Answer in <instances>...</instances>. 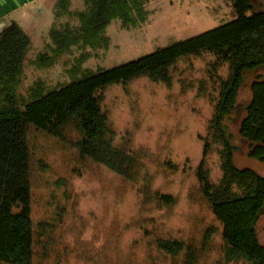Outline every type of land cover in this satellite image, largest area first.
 I'll return each mask as SVG.
<instances>
[{"label":"rangeland","instance_id":"obj_1","mask_svg":"<svg viewBox=\"0 0 264 264\" xmlns=\"http://www.w3.org/2000/svg\"><path fill=\"white\" fill-rule=\"evenodd\" d=\"M125 2L127 23L115 17L107 25L105 48L101 40L97 49L73 45L55 53L52 38L46 36L36 50L22 55L21 69L12 74L22 109L32 96L236 18L232 0ZM84 6V0H71L73 17L62 10V22L76 21ZM254 10H264V1L254 0ZM5 56L0 50V61ZM215 60L210 52L183 57L172 67L171 83L142 75L99 91L107 131L90 142H101L104 151L125 152L131 165L125 175L113 169L110 157H94L82 149L87 136L78 127L72 126L64 140L31 129L32 218L40 264H182V256L158 252V237L193 245L196 264H248L226 257L223 224L199 177L201 166L210 185L222 177L223 145L211 122L220 97L219 78L228 79L231 66L224 63L216 70ZM9 63L5 69L16 65L15 60ZM249 96L246 87L240 98ZM227 122L239 142V120ZM235 159L264 175V161L250 157L246 148L235 151ZM163 195L173 199L164 201ZM257 227L264 244V217Z\"/></svg>","mask_w":264,"mask_h":264},{"label":"trees","instance_id":"obj_2","mask_svg":"<svg viewBox=\"0 0 264 264\" xmlns=\"http://www.w3.org/2000/svg\"><path fill=\"white\" fill-rule=\"evenodd\" d=\"M84 1V8L75 14L78 24L62 22V10L73 17L68 11L71 0L57 4L56 21L50 32L55 53L70 50L73 45L97 49L101 40L105 44L101 47L105 48L107 25L115 17L126 22L125 0ZM232 4L234 20L127 63L87 74L47 94L32 96L24 109L17 100L12 74L21 69V57L29 50L31 41L16 25L2 32L0 50L6 56L0 61V264H40L32 218L31 129L44 130L64 140L72 126L78 127L87 136L81 141L82 149L94 157H110L113 160L108 163L125 175L131 169L125 152L110 147L104 151L101 142L97 145L90 142L107 131V116L100 104L99 91L142 75L155 82L171 83L176 62L203 52L215 55L216 70L229 63L231 75L228 79L219 78L220 97L211 122L223 145L222 177L217 185H210L202 166L199 177L216 218L223 224L228 260L264 264V244L257 227L264 217V175L251 167L237 165L235 159V151L246 148L250 157L264 161V10H254V0H232ZM137 5L135 2L134 6ZM9 60H15L16 65L5 69ZM246 87L250 96L242 100L240 95ZM236 120L240 122L239 142L227 122ZM205 147L206 152L208 144ZM162 199L171 201L173 197L163 195ZM155 246L167 257L182 256V264H196L197 249L191 244L158 237Z\"/></svg>","mask_w":264,"mask_h":264},{"label":"crops","instance_id":"obj_3","mask_svg":"<svg viewBox=\"0 0 264 264\" xmlns=\"http://www.w3.org/2000/svg\"><path fill=\"white\" fill-rule=\"evenodd\" d=\"M57 3L58 0H0V36L6 28L16 25L31 39L29 50H36L40 41L43 44V39L50 37Z\"/></svg>","mask_w":264,"mask_h":264}]
</instances>
